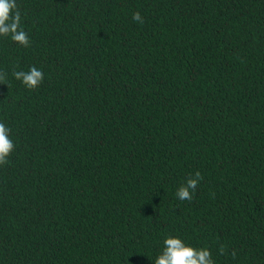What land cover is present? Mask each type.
I'll list each match as a JSON object with an SVG mask.
<instances>
[{"label": "trees", "instance_id": "16d2710c", "mask_svg": "<svg viewBox=\"0 0 264 264\" xmlns=\"http://www.w3.org/2000/svg\"><path fill=\"white\" fill-rule=\"evenodd\" d=\"M16 2L0 264H153L169 234L264 264V0ZM32 66L30 90L12 73Z\"/></svg>", "mask_w": 264, "mask_h": 264}, {"label": "clouds", "instance_id": "9594fccd", "mask_svg": "<svg viewBox=\"0 0 264 264\" xmlns=\"http://www.w3.org/2000/svg\"><path fill=\"white\" fill-rule=\"evenodd\" d=\"M132 19L143 23V17L139 12H134ZM0 37H10L13 42L23 47L30 45L28 33L21 27V12L16 0H0ZM12 75L30 90L39 87L44 79L43 72L35 66L28 71H14ZM0 84H7V73L0 72ZM10 132L9 127L0 123V166L9 162L8 157L15 148ZM201 179L199 171L194 175H189L177 188L176 196L180 200L191 201ZM219 252L224 254V245L220 246ZM232 255L235 256V253L233 252ZM153 264H214V260L208 248L193 247L180 237L169 234L164 238L162 251L157 255Z\"/></svg>", "mask_w": 264, "mask_h": 264}]
</instances>
